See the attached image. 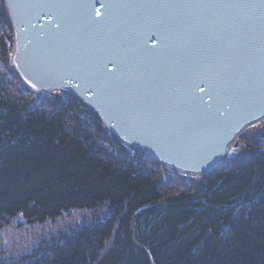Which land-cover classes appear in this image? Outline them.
Segmentation results:
<instances>
[{
	"label": "trees",
	"instance_id": "1",
	"mask_svg": "<svg viewBox=\"0 0 264 264\" xmlns=\"http://www.w3.org/2000/svg\"><path fill=\"white\" fill-rule=\"evenodd\" d=\"M12 49L0 0V264H264V127L185 174L74 96L30 90Z\"/></svg>",
	"mask_w": 264,
	"mask_h": 264
},
{
	"label": "water",
	"instance_id": "2",
	"mask_svg": "<svg viewBox=\"0 0 264 264\" xmlns=\"http://www.w3.org/2000/svg\"><path fill=\"white\" fill-rule=\"evenodd\" d=\"M11 65L124 144L189 175L264 118V0H4Z\"/></svg>",
	"mask_w": 264,
	"mask_h": 264
},
{
	"label": "rangeland",
	"instance_id": "3",
	"mask_svg": "<svg viewBox=\"0 0 264 264\" xmlns=\"http://www.w3.org/2000/svg\"><path fill=\"white\" fill-rule=\"evenodd\" d=\"M253 127V129H256L257 127L260 128V127H264V118L262 120H260L259 122L251 125V128Z\"/></svg>",
	"mask_w": 264,
	"mask_h": 264
}]
</instances>
